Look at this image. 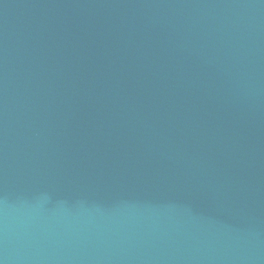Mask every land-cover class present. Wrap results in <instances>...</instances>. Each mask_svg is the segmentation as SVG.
I'll use <instances>...</instances> for the list:
<instances>
[{
    "label": "water",
    "instance_id": "95a60500",
    "mask_svg": "<svg viewBox=\"0 0 264 264\" xmlns=\"http://www.w3.org/2000/svg\"><path fill=\"white\" fill-rule=\"evenodd\" d=\"M0 264H264V0H0Z\"/></svg>",
    "mask_w": 264,
    "mask_h": 264
}]
</instances>
